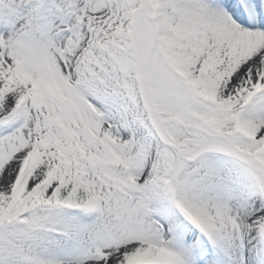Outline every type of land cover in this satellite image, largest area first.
Instances as JSON below:
<instances>
[{"label": "snow or ice", "instance_id": "6c2138e0", "mask_svg": "<svg viewBox=\"0 0 264 264\" xmlns=\"http://www.w3.org/2000/svg\"><path fill=\"white\" fill-rule=\"evenodd\" d=\"M0 264H264V0H0Z\"/></svg>", "mask_w": 264, "mask_h": 264}]
</instances>
